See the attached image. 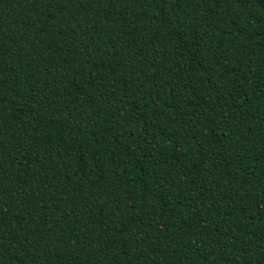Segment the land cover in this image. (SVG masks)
I'll list each match as a JSON object with an SVG mask.
<instances>
[{"label": "trees", "instance_id": "obj_1", "mask_svg": "<svg viewBox=\"0 0 264 264\" xmlns=\"http://www.w3.org/2000/svg\"><path fill=\"white\" fill-rule=\"evenodd\" d=\"M0 264H264V0H0Z\"/></svg>", "mask_w": 264, "mask_h": 264}]
</instances>
